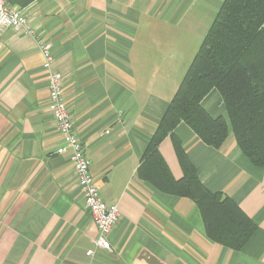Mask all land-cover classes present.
Listing matches in <instances>:
<instances>
[{"label": "crops", "instance_id": "crops-1", "mask_svg": "<svg viewBox=\"0 0 264 264\" xmlns=\"http://www.w3.org/2000/svg\"><path fill=\"white\" fill-rule=\"evenodd\" d=\"M223 1L36 0L19 8L52 46L91 172L120 218L111 250L88 256L97 228L72 152H59L64 138L48 109L44 58L35 37L7 29L0 34V264H264V168L237 145L217 90L202 104L227 121L223 146L206 145L185 123L175 134L202 184L232 198L258 225L243 250L211 242L193 201L137 177L197 54L194 40L203 41ZM159 149L180 180L171 137Z\"/></svg>", "mask_w": 264, "mask_h": 264}, {"label": "trees", "instance_id": "trees-1", "mask_svg": "<svg viewBox=\"0 0 264 264\" xmlns=\"http://www.w3.org/2000/svg\"><path fill=\"white\" fill-rule=\"evenodd\" d=\"M25 8L36 0H4ZM217 90L227 110L237 145L264 168V0H224L197 54L147 145L138 179L163 194L190 199L200 211L206 237L229 250L241 251L258 230L230 197L211 192L201 182L176 128L187 124L208 146L220 149L230 128L213 117L203 100ZM171 137L183 177L176 180L160 152Z\"/></svg>", "mask_w": 264, "mask_h": 264}, {"label": "built area", "instance_id": "built-area-1", "mask_svg": "<svg viewBox=\"0 0 264 264\" xmlns=\"http://www.w3.org/2000/svg\"><path fill=\"white\" fill-rule=\"evenodd\" d=\"M52 1V0H48ZM7 29L23 32L36 38L39 49L44 58L43 68L49 79L48 109L55 118L57 129L64 138V145L60 153L72 152V161L78 174L79 186L84 196L85 207L97 228V237L93 241L94 249L87 255L94 258L98 251L111 250L109 236L120 218L117 204H108L101 196L100 188L91 172L90 162L86 155L85 146L78 137L68 105L64 98L63 79L54 70L52 46L46 40L37 36L23 11L18 7H10L4 0H0V34Z\"/></svg>", "mask_w": 264, "mask_h": 264}, {"label": "rangeland", "instance_id": "rangeland-1", "mask_svg": "<svg viewBox=\"0 0 264 264\" xmlns=\"http://www.w3.org/2000/svg\"><path fill=\"white\" fill-rule=\"evenodd\" d=\"M196 40H194V53L196 54L197 52H198V49H199V47H200V44H201V42H202V40L200 41V40H198V41H196Z\"/></svg>", "mask_w": 264, "mask_h": 264}]
</instances>
